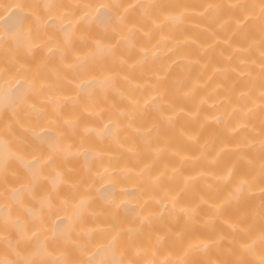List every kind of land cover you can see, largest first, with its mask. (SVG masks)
<instances>
[{
    "label": "bare ground",
    "instance_id": "obj_1",
    "mask_svg": "<svg viewBox=\"0 0 264 264\" xmlns=\"http://www.w3.org/2000/svg\"><path fill=\"white\" fill-rule=\"evenodd\" d=\"M0 264H264V0H0Z\"/></svg>",
    "mask_w": 264,
    "mask_h": 264
}]
</instances>
